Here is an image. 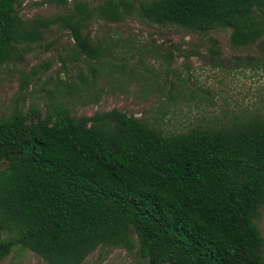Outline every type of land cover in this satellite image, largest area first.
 <instances>
[{"label":"trees","instance_id":"trees-1","mask_svg":"<svg viewBox=\"0 0 264 264\" xmlns=\"http://www.w3.org/2000/svg\"><path fill=\"white\" fill-rule=\"evenodd\" d=\"M50 1L66 12L27 19L19 0H0V72L52 25L70 31L75 57L100 58L95 17L230 28L236 45L264 37V0ZM263 206L261 114L169 134L118 108L77 117L54 102L0 115V262L18 247L49 264L122 247L140 264H264Z\"/></svg>","mask_w":264,"mask_h":264},{"label":"rangeland","instance_id":"rangeland-1","mask_svg":"<svg viewBox=\"0 0 264 264\" xmlns=\"http://www.w3.org/2000/svg\"><path fill=\"white\" fill-rule=\"evenodd\" d=\"M82 1L93 6L101 0ZM17 8L27 19L66 12L50 0H19ZM88 31L102 46L98 59L75 57L70 31L52 25L24 62L6 66L0 72V115L32 107L45 113L54 102L66 103L77 117L118 108L167 134L264 116V37L236 45L230 28L198 33L137 15L120 21L95 17ZM256 223L264 236V206ZM0 264L49 263L18 247ZM83 264H140V258L137 248H98Z\"/></svg>","mask_w":264,"mask_h":264}]
</instances>
